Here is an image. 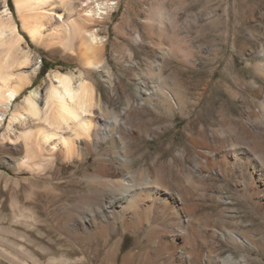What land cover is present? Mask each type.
I'll use <instances>...</instances> for the list:
<instances>
[{
    "label": "bare ground",
    "instance_id": "obj_1",
    "mask_svg": "<svg viewBox=\"0 0 264 264\" xmlns=\"http://www.w3.org/2000/svg\"><path fill=\"white\" fill-rule=\"evenodd\" d=\"M1 1L0 125L10 117L0 146H9L18 156L14 163L28 173L27 180L51 181L63 165L80 170L92 189L72 207L82 217L78 226L85 232L103 233L120 221L124 228L138 232L147 224L146 233L160 256L157 264L263 261L259 254L264 252V121L258 123L257 112L244 103L238 115L229 114L231 106L226 102L218 122L212 123L207 122L210 116L202 118L192 108L183 112L190 103L188 71L179 65L166 73L169 54L165 51L171 49L162 44L158 49L163 57L156 56V70L150 56L146 57L145 71L132 78L133 90L127 89L104 60L106 43L93 25L99 21L100 5L109 0H15L17 17L7 0ZM27 36L38 47L69 61L80 60L84 70L79 74L55 70L34 88L40 68ZM141 37L134 36L139 43ZM189 56L186 52L187 63ZM123 57L129 58L133 69L132 53H121ZM257 70L264 74V63ZM99 79L108 88L106 99L99 90ZM209 82L193 105L201 104ZM247 86L264 107V85ZM117 87L124 103L121 108L116 106L120 99ZM27 89L22 102L16 103ZM235 95L231 89L228 99ZM178 111L186 120L187 143L173 148L177 142L171 139L152 147L150 138L177 132ZM96 162L98 167L91 171L90 165ZM218 178L242 200V206L252 207L253 220L236 214L231 197L222 191L207 198ZM120 245L117 238L114 260ZM225 245L236 251L222 255ZM133 255L129 252L128 259Z\"/></svg>",
    "mask_w": 264,
    "mask_h": 264
},
{
    "label": "rangeland",
    "instance_id": "obj_2",
    "mask_svg": "<svg viewBox=\"0 0 264 264\" xmlns=\"http://www.w3.org/2000/svg\"><path fill=\"white\" fill-rule=\"evenodd\" d=\"M7 3L17 17L15 0H7ZM90 3L93 7L99 6L98 2ZM100 6L102 8L96 15L99 21L93 25L99 39L106 43L104 60L109 62L127 89L133 90L135 81L132 78L141 75L139 71L146 67L148 56L156 70V59L161 56L158 48L162 44L166 50L171 49L165 51L169 54L166 73L179 65L188 71L185 77L190 86V103L183 112L192 108L202 118L210 116L207 122L212 123L218 122L223 103H230L227 113L234 115H238L247 103L251 112L258 113L256 119L262 124V99L255 98L247 84L264 85V74L257 70V66L264 63V0H109ZM139 34L141 43L134 38ZM30 43L40 68L34 88L44 84L48 73L55 70L75 74L84 70L80 60L69 61L60 53L38 47L31 40ZM129 51L136 62L133 69L128 65L129 58L120 59L121 53L126 55ZM186 52L190 54L189 63L184 58ZM94 74L99 77V74ZM239 77L245 80L240 81ZM208 81L201 104L193 105ZM98 83L106 99L108 88L100 79ZM227 85L230 86L229 91L236 92L231 100L228 99ZM117 89L120 99L116 106L121 108L124 105L121 88ZM212 91L211 101L208 97ZM27 93L28 89L16 103H21ZM183 112L178 111L177 114L180 122L177 132L150 138L152 147L161 141L166 145L171 139L177 142L173 148L187 143ZM9 117L0 125V137L7 128ZM16 157L9 146H0V264H157L160 256L152 247L149 232L146 233L149 229L147 224L138 232L124 228L120 221L107 227L103 233L97 230L85 232L78 226L76 222L82 217L74 212V205L80 204L92 189L80 170L63 165L53 174L51 181H29L28 173L16 168ZM150 158L151 154L147 155L145 164ZM98 165V162L92 163L90 170ZM221 191L231 197L230 206L236 214H246L248 220H253L252 207L242 206V200L229 191L221 178L207 191V198L221 194ZM208 202L211 203L210 200ZM117 238L121 239V245L114 260ZM148 250H152L151 254L145 258ZM132 251L136 255L129 260L128 253ZM233 251L236 250L227 245L220 250L224 256ZM257 254L254 250V257ZM259 255L263 261L258 264H264V252ZM250 264L257 262L254 260Z\"/></svg>",
    "mask_w": 264,
    "mask_h": 264
},
{
    "label": "trees",
    "instance_id": "obj_3",
    "mask_svg": "<svg viewBox=\"0 0 264 264\" xmlns=\"http://www.w3.org/2000/svg\"><path fill=\"white\" fill-rule=\"evenodd\" d=\"M43 64H44V66H46L45 62ZM47 68H49V67H47Z\"/></svg>",
    "mask_w": 264,
    "mask_h": 264
}]
</instances>
